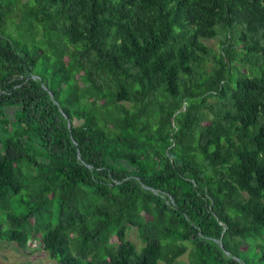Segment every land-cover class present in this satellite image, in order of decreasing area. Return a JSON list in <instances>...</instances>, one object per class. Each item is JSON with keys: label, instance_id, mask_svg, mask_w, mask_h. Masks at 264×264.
<instances>
[{"label": "trees", "instance_id": "obj_1", "mask_svg": "<svg viewBox=\"0 0 264 264\" xmlns=\"http://www.w3.org/2000/svg\"><path fill=\"white\" fill-rule=\"evenodd\" d=\"M261 60L264 0H0V240L58 264H264Z\"/></svg>", "mask_w": 264, "mask_h": 264}, {"label": "rangeland", "instance_id": "obj_2", "mask_svg": "<svg viewBox=\"0 0 264 264\" xmlns=\"http://www.w3.org/2000/svg\"><path fill=\"white\" fill-rule=\"evenodd\" d=\"M25 1V0H24ZM14 23H18L19 18L15 17L13 19ZM9 23V22H8ZM9 29L12 31V26H9ZM14 30H17L14 28ZM20 31H16L18 34ZM14 33V32H13ZM205 44L210 47L212 52L209 56L206 57L205 66L206 71L210 70L211 65H214L215 56H218L221 52L225 44H228L224 38V31L219 30L218 35L212 39H205ZM233 42V48L236 51H240V47L242 46L241 42L237 40L235 37ZM237 66H243V64H237ZM253 71L258 72L260 70H264V61H260L259 64L253 66ZM216 103V98H208L205 104L202 106V110L207 112L208 119L212 118L213 114L210 113V109L208 106H212L214 109ZM216 110V109H215ZM128 239L131 240L136 246L140 245V241L138 240L137 234L134 228H130L128 230ZM0 264H58L56 260L50 259L46 252L42 249V245L39 239L31 237L28 241L27 249H20L13 242L2 241L0 240ZM174 264H190V258L188 253H185L181 257H179Z\"/></svg>", "mask_w": 264, "mask_h": 264}]
</instances>
